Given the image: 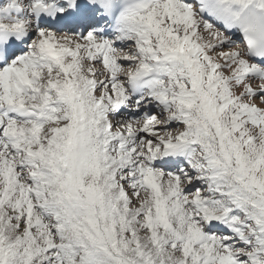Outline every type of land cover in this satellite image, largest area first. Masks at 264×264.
<instances>
[{
	"label": "snow or ice",
	"instance_id": "6c2138e0",
	"mask_svg": "<svg viewBox=\"0 0 264 264\" xmlns=\"http://www.w3.org/2000/svg\"><path fill=\"white\" fill-rule=\"evenodd\" d=\"M0 264H264V0H0Z\"/></svg>",
	"mask_w": 264,
	"mask_h": 264
}]
</instances>
